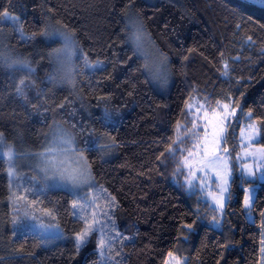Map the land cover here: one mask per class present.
Wrapping results in <instances>:
<instances>
[{
    "label": "trees",
    "instance_id": "trees-1",
    "mask_svg": "<svg viewBox=\"0 0 264 264\" xmlns=\"http://www.w3.org/2000/svg\"><path fill=\"white\" fill-rule=\"evenodd\" d=\"M3 11L9 16L3 17ZM130 15L169 59L167 93L156 89L143 57L129 43ZM50 26L75 34L80 51L75 89L81 101L50 80L51 53L61 43L42 34ZM1 41L8 48V54L0 52L4 146L40 151L55 123L66 127L89 161L96 195L110 194L118 204L112 209V230L121 238L111 241L110 251L106 241L101 256L94 232L92 242L77 253L75 236L84 226L80 217L90 213L74 210L79 199L61 189L28 199L37 201L38 222L58 223L68 240L44 245L35 228L14 225L12 217L20 211L9 199L8 163L0 155V264H166L169 252L186 258V264H262L264 183L250 222L243 197L244 185L253 183L236 170L223 221L217 224L211 201L187 188L184 170L177 171L167 150L176 149L170 142L182 139L190 126L193 110L185 108L190 98L192 104L238 101L252 120L264 121V9L239 0H0ZM97 62L99 67H88ZM225 62L228 76L223 75ZM233 119L227 147L237 154L234 146L248 119L239 109ZM258 127V144L264 146V124ZM99 143L109 145L113 154L102 152ZM186 224L194 228L185 229Z\"/></svg>",
    "mask_w": 264,
    "mask_h": 264
},
{
    "label": "snow or ice",
    "instance_id": "snow-or-ice-1",
    "mask_svg": "<svg viewBox=\"0 0 264 264\" xmlns=\"http://www.w3.org/2000/svg\"><path fill=\"white\" fill-rule=\"evenodd\" d=\"M251 5H260L264 7V0H247ZM3 17H8L9 13L3 11ZM16 20L15 17H12ZM128 25L133 29L131 36L134 38V42L138 48L144 46V41L148 39L142 23L133 15L129 16ZM17 31L20 32L23 37V32L17 25ZM43 35H51V32H44ZM66 41L64 49L60 51H70L74 42L71 37L67 34L61 33ZM29 39L27 37H24ZM167 57L162 55L157 61L152 64L145 63L144 67L148 68L155 78H162L167 83V76L162 74L161 68L165 65ZM87 62V61H86ZM227 63L225 62L223 72L224 76H228ZM191 98L186 103L185 108L187 110L193 109ZM241 111V114L245 116L249 121L252 119V113H244L243 109L240 108L238 101L221 102L216 101L215 104H211L205 99V103H197L195 105V111L192 112V118L188 122L190 126L185 127L184 137L178 142L172 140L170 143L177 145L174 150L173 147L168 148V153L172 159L175 160L177 165V171L183 172L187 170L186 184L187 188L191 190L194 187H200L201 191L204 192L205 197L211 199V209L213 212L218 213L219 217H223L225 214V204L230 199V181L232 180V169L233 161H240L238 166L241 169L242 176L255 177L256 179H264V146L256 148L253 146V142L260 136V128L258 124H264V121H258L256 123H247L245 128L240 131L239 136L242 144H237L234 147L239 148V153L234 154L230 152L227 147L228 143V129L231 126L232 119L237 115V110ZM187 111L185 115H187ZM239 121H237L238 123ZM177 128L181 125L178 123ZM235 131V130H234ZM54 143H60L66 146L67 151H71L73 139L67 133H59ZM186 145L184 148H180L179 145ZM8 147L7 163H8V176L9 180V191L10 201L12 202L14 210L17 207L18 201H24L25 211L23 212L22 218L24 220H37L38 217L35 214V205L37 201L33 198L29 200L27 197L29 194L33 195H44L45 192L50 188L48 180L56 179L62 184L70 185L72 188H79L82 185H90L92 180L90 166L84 161V158L80 157V163L76 167H70L66 160H62L61 157H57L53 149L49 147L45 152L39 153L40 158V171L44 176V183L40 189H37L34 185H21L17 179V174L14 170L13 163V151L11 146ZM177 155L179 159H177ZM251 158V163L246 162ZM256 169H259V175H257ZM35 177L32 180L35 181ZM198 181V183H197ZM243 182V181H242ZM215 191H212V188ZM105 190H101L104 193ZM21 192L23 195H21ZM105 200L104 204H98L97 201ZM243 205L245 209L249 211L253 207V196L250 190L248 194L243 197ZM73 209H80V211L88 212L90 215L81 216L80 218L84 221L83 230L78 232L75 236L74 247L75 251L79 253L82 248L86 247L88 243L92 242L90 237L96 232L99 234L98 239L95 242L99 246V252L101 256L105 255L106 241L107 250H111V241L120 239V234L115 233L114 224L112 223V209L118 207L114 197L110 194L97 196L93 194L91 197H85L83 203L74 202L72 205ZM43 211L44 215L53 217L51 211ZM264 217V211L260 213ZM196 219L200 218L199 208L194 213ZM54 218V217H53ZM103 218V219H101ZM216 218L214 217V220ZM13 224L20 223L21 217L14 215L12 217ZM106 221V223H105ZM216 223H219L217 220ZM99 225V227H96ZM41 229L48 231L50 229H59V224H44L39 223ZM185 229L192 230L193 224H186L183 226ZM264 227V225H262ZM264 245V241H262ZM264 254V248L261 249ZM170 258L167 264H186V258L181 259L179 256H174L172 252L168 253ZM111 259V257H108ZM84 264H87L85 260ZM118 264V262H117ZM264 264V261H262Z\"/></svg>",
    "mask_w": 264,
    "mask_h": 264
},
{
    "label": "rangeland",
    "instance_id": "rangeland-1",
    "mask_svg": "<svg viewBox=\"0 0 264 264\" xmlns=\"http://www.w3.org/2000/svg\"><path fill=\"white\" fill-rule=\"evenodd\" d=\"M156 0H150V2H155ZM129 19V18H128ZM127 25H128V20H127ZM133 29L128 25V40L129 43H131L132 46H134L136 52L143 57L144 59V65L145 63H149L152 64L153 62L157 61L158 58L162 55L165 56L164 53H162L156 45H154L152 39L150 38V35H148V33H146L145 29V33L148 37V39H146L144 41V46L142 48H138L136 46V43L134 42V38L131 36ZM48 32H51L52 34L49 35L51 38L53 39H58L61 41V43L59 44V46L57 48H61L64 49L66 41H64L61 37H63V35H61V33L67 34L69 35L65 30H63L62 28H57V27H49ZM72 41L74 42V45L72 46L70 51H64L63 53H61V56L57 57V61L59 62L60 65H62L64 67V71L61 72L60 69L56 68L54 70L53 68V73L50 75V80L52 83H54L55 87H61V86H66L69 89L72 90L73 93H75V98L78 101H81V95L79 93H77L75 87H76V69H77V59L80 55V51L77 48V44L75 39L72 37L71 38ZM3 41L0 42V52L2 54H8V48L6 47V44ZM12 60V63L15 64H22V62L16 57H11L9 56ZM167 57V56H166ZM52 61H53V57H52ZM100 63H93V65H88L89 68L94 69L96 67H99ZM145 68V67H144ZM145 71L147 73V76L149 79H151L152 83L154 84V86L156 87L157 90H159V92L162 93H167L169 91V88L171 86V82H172V75H171V69L169 67V59L167 57V61L165 63V65L161 68V72L162 74L167 76V83L164 82V80L162 78H155L152 74V72L148 69L145 68ZM197 102H195L193 104V111H195V105ZM192 111V112H193ZM237 114H238V110H237ZM237 116V115H236ZM232 121L234 120L233 118H231ZM247 119V118H246ZM247 123H256L254 120L251 119V121H245L241 127L240 130H243L245 128V125ZM67 133L68 135H70L73 139V144L71 146V151H67L66 146L60 144V143H54V140L57 139V136L59 133ZM260 136L253 142V146L256 148L262 147V145L258 144V142L260 141ZM3 142H5V140L2 138V134H0V155L4 156L7 159L6 153L8 152V149H6V147L4 146ZM243 142L240 140V144H242ZM113 145V143H112ZM98 146L101 148L102 152L103 151H107L108 150V154L112 155L113 154V150L112 148H109V145H102V143H99ZM114 146V145H113ZM49 147H51L53 149L54 154L57 157H61L62 160H66L68 165L70 167H76L78 166V164L80 163V157L82 156L84 158V161L89 165V161L88 159H86L84 153L82 151H80L77 148V141L76 138L73 137L72 133L64 126H62L59 123H55L53 125V129L52 132L47 136V141L45 143V145L43 146V148L40 151H17L14 147H12V151H13V163H14V170L17 174V179L19 181V183L21 185L27 186L29 184L34 185L37 189H40L44 183V176L43 173L40 171V158H39V153L45 152ZM106 147H108V149H105ZM230 150V149H229ZM240 151V150H239ZM231 152V150H230ZM238 154V153H237ZM246 162L251 163V158H249ZM233 169H232V180L235 176L234 172L237 170L238 174H240V176L242 177V172L241 169L236 166L239 165L240 161L238 160H234L233 162ZM90 166V165H89ZM91 170V169H90ZM257 172V175H259V169L255 170ZM91 176H92V180L90 181V185L86 184V185H82L79 188H72L70 185H65L62 184L61 182H59L56 179H49L48 180V185L50 186L49 189L51 190H55V189H61L64 191H68L69 193L73 194L76 198H78V203H83L85 200V197H91L93 194L96 195V193L98 192V185L97 182L94 180L93 177V173L91 170ZM32 177H35V181L32 180ZM183 177V182L186 184V179H187V170L185 169L182 176ZM232 180L230 181V192H231V183ZM243 180L245 181H250L253 184H242L244 185V191H245V195L248 194V190L251 191L252 196H253V205H254V201L256 199V194L258 192L259 187L261 186V183H264V179H256L255 177H247L245 179V177L243 176ZM198 183V181H197ZM187 186V184H186ZM191 190H200V187H194ZM212 191H215V188L213 187L211 189ZM202 192V197L207 199L208 201H211V199L209 197H205V194L203 191ZM21 195H23V193L21 192ZM30 196V194L28 195ZM28 198V197H27ZM228 201V200H227ZM227 203V202H226ZM226 205V204H225ZM254 207H252V209L249 211L248 209H245V214H246V218H248V220L250 222H254L255 218H254ZM17 211H20V214L18 215L19 217H21V221L20 223H18L19 225H21L22 227H27V225H29L30 227L35 228L41 235V238H43V244L44 245H51V244H56L58 241H66L68 240L69 235H67L66 233L63 232V230L61 229V227L59 226V229L53 228L50 229L48 231H45L43 229H41L38 225L39 223H43V221L38 222L39 219V213L36 210L35 207V214L37 215L38 219L37 220H24L22 218L23 216V212L26 210L24 207V201H18L17 202V207H16ZM224 217V216H223ZM223 217H219V223L220 224L223 221ZM103 219V218H101ZM16 224V225H18ZM44 224H47L46 222ZM216 224V227H217ZM96 227H99V225H96ZM176 256V255H174ZM169 257L167 262L169 261ZM167 264V263H166Z\"/></svg>",
    "mask_w": 264,
    "mask_h": 264
},
{
    "label": "clouds",
    "instance_id": "clouds-1",
    "mask_svg": "<svg viewBox=\"0 0 264 264\" xmlns=\"http://www.w3.org/2000/svg\"><path fill=\"white\" fill-rule=\"evenodd\" d=\"M75 34H70V35H68V36H70L71 38H72V36H74ZM64 41H65V39H64V36L63 37H61ZM61 50V48H54L53 50H52V57H53V63H54V70L56 69V68H58V69H60V71L61 72H63L65 69H64V67L62 66V65H60L59 64V62L57 61V57L58 56H61V53H63L64 51H60Z\"/></svg>",
    "mask_w": 264,
    "mask_h": 264
},
{
    "label": "water",
    "instance_id": "water-1",
    "mask_svg": "<svg viewBox=\"0 0 264 264\" xmlns=\"http://www.w3.org/2000/svg\"><path fill=\"white\" fill-rule=\"evenodd\" d=\"M239 1L243 2V3H245V2L248 3L247 0H239ZM249 5H251V4H249ZM252 6L264 9V7H261L260 5H252Z\"/></svg>",
    "mask_w": 264,
    "mask_h": 264
}]
</instances>
